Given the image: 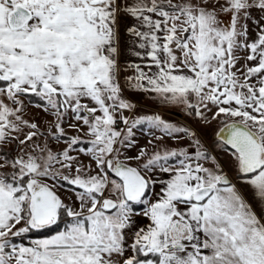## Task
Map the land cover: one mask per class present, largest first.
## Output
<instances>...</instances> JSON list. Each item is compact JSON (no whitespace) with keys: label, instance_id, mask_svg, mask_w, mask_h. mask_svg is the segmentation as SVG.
Instances as JSON below:
<instances>
[{"label":"snow or ice","instance_id":"6c2138e0","mask_svg":"<svg viewBox=\"0 0 264 264\" xmlns=\"http://www.w3.org/2000/svg\"><path fill=\"white\" fill-rule=\"evenodd\" d=\"M0 264H264V0H0Z\"/></svg>","mask_w":264,"mask_h":264},{"label":"crops","instance_id":"0c3cea01","mask_svg":"<svg viewBox=\"0 0 264 264\" xmlns=\"http://www.w3.org/2000/svg\"><path fill=\"white\" fill-rule=\"evenodd\" d=\"M131 41H128V44H130ZM122 62L125 64V66L128 69V74H131L133 72V68L130 67L133 63H139L140 61L138 58L131 54L129 51L125 55L121 57ZM130 99H132L134 102L137 103L138 109H142L145 112H159L161 115H164L165 117H168L169 119L173 121H179L180 123L185 122V117L183 114L179 111V109L171 108V107H165V106H158L156 103L152 102V98L144 96L143 93H136V92H129L127 93ZM141 143H144V140H141Z\"/></svg>","mask_w":264,"mask_h":264}]
</instances>
